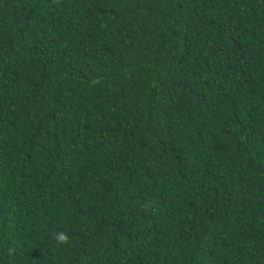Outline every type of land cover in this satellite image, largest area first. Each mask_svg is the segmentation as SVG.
<instances>
[{
    "label": "trees",
    "instance_id": "trees-1",
    "mask_svg": "<svg viewBox=\"0 0 264 264\" xmlns=\"http://www.w3.org/2000/svg\"><path fill=\"white\" fill-rule=\"evenodd\" d=\"M0 264H264V0H0Z\"/></svg>",
    "mask_w": 264,
    "mask_h": 264
},
{
    "label": "clouds",
    "instance_id": "clouds-1",
    "mask_svg": "<svg viewBox=\"0 0 264 264\" xmlns=\"http://www.w3.org/2000/svg\"><path fill=\"white\" fill-rule=\"evenodd\" d=\"M55 239L60 242V243H64V242H67L69 237L67 236L66 233L64 232H57L55 233Z\"/></svg>",
    "mask_w": 264,
    "mask_h": 264
}]
</instances>
